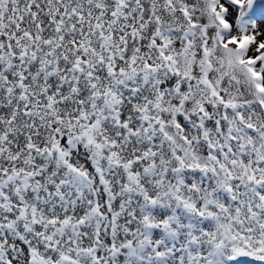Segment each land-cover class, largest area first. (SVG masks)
<instances>
[{"label": "snow or ice", "instance_id": "snow-or-ice-1", "mask_svg": "<svg viewBox=\"0 0 264 264\" xmlns=\"http://www.w3.org/2000/svg\"><path fill=\"white\" fill-rule=\"evenodd\" d=\"M0 264H264V0H0Z\"/></svg>", "mask_w": 264, "mask_h": 264}]
</instances>
